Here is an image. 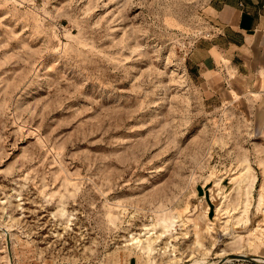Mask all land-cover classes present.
<instances>
[{"label": "rangeland", "instance_id": "obj_1", "mask_svg": "<svg viewBox=\"0 0 264 264\" xmlns=\"http://www.w3.org/2000/svg\"><path fill=\"white\" fill-rule=\"evenodd\" d=\"M216 21L213 0H0V264H264V85L190 67Z\"/></svg>", "mask_w": 264, "mask_h": 264}, {"label": "crops", "instance_id": "obj_2", "mask_svg": "<svg viewBox=\"0 0 264 264\" xmlns=\"http://www.w3.org/2000/svg\"><path fill=\"white\" fill-rule=\"evenodd\" d=\"M213 10L219 33L193 45L190 67L211 88L226 83V88H253L262 92L264 0H213ZM228 68L234 73L230 78Z\"/></svg>", "mask_w": 264, "mask_h": 264}, {"label": "bare ground", "instance_id": "obj_3", "mask_svg": "<svg viewBox=\"0 0 264 264\" xmlns=\"http://www.w3.org/2000/svg\"><path fill=\"white\" fill-rule=\"evenodd\" d=\"M234 254H243L245 255L244 253H231V254H226V256L223 258V259H220L218 260L216 263H208V264H224L226 262H231L232 260H238V258H234L233 255ZM252 257V259L254 260H257L259 261L260 259L256 256H253V255H250ZM201 261V260H200ZM200 261L199 260H194V262H192L191 264H196V263H199L200 264ZM203 262V261H202ZM264 262V261H263Z\"/></svg>", "mask_w": 264, "mask_h": 264}, {"label": "water", "instance_id": "obj_4", "mask_svg": "<svg viewBox=\"0 0 264 264\" xmlns=\"http://www.w3.org/2000/svg\"><path fill=\"white\" fill-rule=\"evenodd\" d=\"M234 258H238V259H243V260H252V257L251 256H247V255H243V254H234L233 255Z\"/></svg>", "mask_w": 264, "mask_h": 264}]
</instances>
